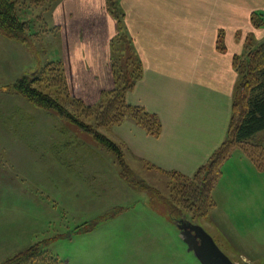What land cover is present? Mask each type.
<instances>
[{
    "label": "rangeland",
    "instance_id": "1",
    "mask_svg": "<svg viewBox=\"0 0 264 264\" xmlns=\"http://www.w3.org/2000/svg\"><path fill=\"white\" fill-rule=\"evenodd\" d=\"M16 1L20 17L30 23L31 36L27 45L0 32V264L32 246L47 252L45 259L48 255L56 260L52 264H202L172 219L182 215L201 224L235 264H264L262 238L253 227L243 231L236 226L237 212L231 213L234 226L220 208L201 215L193 204L192 181L129 154L118 126L135 121L125 115L119 123L113 121L124 109L105 117L109 99L97 104L102 95L87 96L84 102L71 95L68 83L69 94L54 85L61 78L56 65L62 60L60 34L48 24L50 4ZM120 2L107 0V10L112 15L111 5L122 12L112 61L124 64L130 55L136 60L139 56ZM261 41L251 35L237 55L239 63H245L249 48ZM24 75L67 105L73 119L116 142L127 169L93 133L16 91L14 83Z\"/></svg>",
    "mask_w": 264,
    "mask_h": 264
},
{
    "label": "crops",
    "instance_id": "2",
    "mask_svg": "<svg viewBox=\"0 0 264 264\" xmlns=\"http://www.w3.org/2000/svg\"><path fill=\"white\" fill-rule=\"evenodd\" d=\"M120 3L143 69L126 100L156 114L161 132L154 136L126 121L118 135L136 160L191 176L227 137L237 82L233 60L251 35L264 39V25L252 20L264 19V0ZM47 11V23L60 34L71 95L98 99L114 89L113 40L122 25L107 10V0H57ZM254 138L264 147V131ZM222 170L213 190L214 210L222 209L233 226L231 213L237 212L236 226L255 228L264 250V170L241 147Z\"/></svg>",
    "mask_w": 264,
    "mask_h": 264
},
{
    "label": "trees",
    "instance_id": "3",
    "mask_svg": "<svg viewBox=\"0 0 264 264\" xmlns=\"http://www.w3.org/2000/svg\"><path fill=\"white\" fill-rule=\"evenodd\" d=\"M33 1L37 3L40 1H42L40 3L48 2L50 5L47 7L51 8L57 0ZM112 1H115L118 5L119 0ZM117 8L118 6L112 8L109 5V10L117 18L121 27L122 20L119 17L121 15L119 13L122 12L118 13ZM20 16L16 0H0L1 34L8 39L30 45L28 43L31 36L29 32L30 23L26 19L23 20ZM252 20L255 26L264 25L263 18L255 16ZM239 59V56L236 55L233 60V66L237 72V82L234 88L232 114L226 139L211 154L207 162L201 165L193 175L189 176L177 171H166L170 176H176L185 182L190 183L192 181L191 185L196 197L193 204L199 207L197 211L200 210L201 215L209 212L210 209L216 206L213 190L223 174L224 162L231 156L235 148H243L255 165L259 169L264 170V147L260 142L254 141L255 135L264 131V41L256 42L252 45V48H249L245 63H239ZM112 62L115 87L112 90L103 92L100 101L97 103L101 104L106 99H109V104H107L108 106L103 112L105 113V117L106 113H113L117 108L119 110L124 109V113H116L113 117L115 123H119L124 115L126 117L130 116L135 121V124L143 127L148 133L158 136L161 132L159 117L154 113L148 112L143 107L129 104L126 100L127 93L136 86L142 77L143 69L140 60H136L130 55L124 64L115 59ZM62 65L60 61L56 65L58 70H60L61 78L54 85L58 88L62 86L67 91V94H69ZM35 83V78L24 75L14 83L13 88L39 107L56 110L62 117L76 122L83 130L93 133L95 139L101 145L118 154L123 170L127 169L123 159L124 152L116 142L94 130L92 127L73 119V115L70 113L67 105L61 103L50 93L37 88L34 85ZM69 97L70 95H67V99ZM80 102L82 101L78 103ZM84 108L91 110L94 107L88 106ZM175 218L173 217L172 219ZM46 254L47 252H43L40 247L32 246L26 252L20 253L1 264H45L46 262L52 264L54 261L56 262V260H53L48 255L45 259Z\"/></svg>",
    "mask_w": 264,
    "mask_h": 264
},
{
    "label": "water",
    "instance_id": "4",
    "mask_svg": "<svg viewBox=\"0 0 264 264\" xmlns=\"http://www.w3.org/2000/svg\"><path fill=\"white\" fill-rule=\"evenodd\" d=\"M180 237L202 264H235L219 247L214 237L199 223H194L187 215L173 219Z\"/></svg>",
    "mask_w": 264,
    "mask_h": 264
},
{
    "label": "flooded vegetation",
    "instance_id": "5",
    "mask_svg": "<svg viewBox=\"0 0 264 264\" xmlns=\"http://www.w3.org/2000/svg\"><path fill=\"white\" fill-rule=\"evenodd\" d=\"M183 216V215H182ZM181 218V217H180Z\"/></svg>",
    "mask_w": 264,
    "mask_h": 264
}]
</instances>
